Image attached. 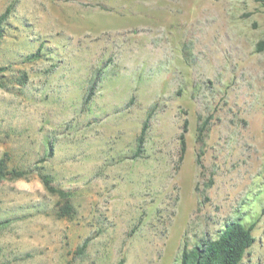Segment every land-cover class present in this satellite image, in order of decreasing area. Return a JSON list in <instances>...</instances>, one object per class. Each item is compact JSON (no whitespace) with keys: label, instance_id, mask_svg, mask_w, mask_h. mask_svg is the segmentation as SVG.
<instances>
[{"label":"rangeland","instance_id":"obj_1","mask_svg":"<svg viewBox=\"0 0 264 264\" xmlns=\"http://www.w3.org/2000/svg\"><path fill=\"white\" fill-rule=\"evenodd\" d=\"M0 16V159L30 170L0 179V264H177L232 219L253 226L240 264H264V0Z\"/></svg>","mask_w":264,"mask_h":264},{"label":"trees","instance_id":"obj_2","mask_svg":"<svg viewBox=\"0 0 264 264\" xmlns=\"http://www.w3.org/2000/svg\"><path fill=\"white\" fill-rule=\"evenodd\" d=\"M1 17V16H0ZM4 14L2 15V18ZM255 49L261 51L264 49V39H260L255 44ZM0 70L3 68L0 67ZM4 83L0 80V87ZM145 124L142 126L138 136V142L143 141ZM184 149V140L181 138V150ZM29 169H8L0 159V179L9 175L10 177H22L29 173ZM37 175L43 186L50 192L58 193L63 198L68 196L60 189L56 188L48 174L37 171ZM71 206L66 202L63 213H69ZM252 224L243 225L237 219L226 222L225 226L219 231L215 238L202 236L190 247L183 246L176 259L177 264H240L246 250L253 243ZM118 264H121L119 262Z\"/></svg>","mask_w":264,"mask_h":264}]
</instances>
